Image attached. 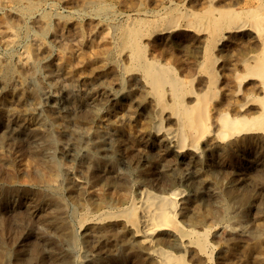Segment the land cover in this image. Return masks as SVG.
I'll return each instance as SVG.
<instances>
[{
  "label": "rangeland",
  "instance_id": "1",
  "mask_svg": "<svg viewBox=\"0 0 264 264\" xmlns=\"http://www.w3.org/2000/svg\"><path fill=\"white\" fill-rule=\"evenodd\" d=\"M192 1L193 0H0V73L2 71V73L0 75V92H1L0 93V103H1L0 105H2V106H0L1 112H2V110L3 111L6 110L4 108V106L6 108L10 107V108H14L15 110H17L19 108V107H17V106H19V104H22L31 110L36 109L35 111L40 115H43L45 113L49 114V113H51L52 108H58L61 111L60 112L61 113V116H60L61 119L59 117L58 121H55L53 123L52 130L54 129L53 133L57 136L58 141L60 142L61 146H64L67 148L68 143H67V139H65L59 133V128H57L58 127L57 122L61 121L66 116L65 118L69 117V119H71L72 123H73V125H70V129L72 128L71 130H74L75 132H77L80 135L79 136L80 138L83 139L85 137L86 140H87V138H88V140H91V139H94L96 137V135H98V134H99L98 136H103V134H104L105 136H108V138L113 139L115 147L119 148V151L121 152L122 156L125 157V158L124 157L123 158L126 160L130 159V161H132V162H137L138 160H140L142 154L145 151L149 150V152H153V153H150V155H151L150 160L152 163L149 162L146 165L142 164L141 167H139L137 169L136 174L139 177L141 176L140 181L135 180L136 175L132 174L130 171L127 172V169L123 164L119 165V167H118L119 170H117V171H112V169H110L109 167H108V169H105L103 167L104 165L101 164L95 170H93L94 172L93 171L89 172L87 167L85 170L84 169L85 167L84 166L82 167V164L80 165V163H81L80 161H77V163H76L75 161L71 160L70 156L72 154H74V151H70V153L67 156L61 155L60 157L63 158V159H61V161L65 165V167H66V165H71V166L73 165V166H75L74 169H80V168L82 169L83 172L80 171L79 174L76 172L74 177L79 176L80 174L81 175H88L90 177V180H93V182L96 181L95 183H92V184L97 189L99 188L100 190L105 191V192L107 191V189H109L108 192H110L111 190L113 191V192L112 191L110 192L111 193L110 195H112V197L111 196L110 197L113 199V201H111V202H107L108 200H103V199H100L99 197H96L91 202V201H87L84 198L83 194H81V193L75 192L74 195H70L67 192L64 193V200H65V203L67 204L66 205L67 208L65 207V211L67 212L68 219L71 217L70 221L74 220V216H75L74 213L75 212H80V213L82 212L83 213L86 211L85 209H87V208H90V210H92L93 212L96 211V213H98L101 210L103 211L106 208V205H107V209H105V210H109L113 206L127 204L129 199H131L133 197L136 198L138 196V194L140 193V191L144 188H148V189H150L154 192H157V193H162L163 191H165L163 188H165L167 186L166 182H165V180H163L164 178H162L160 167H158L156 165V162H157L158 157H159L158 155H159V153H161V151H163L165 149V148H163L165 146L161 142L160 138H156V137L148 135V130L150 129L151 124L153 123V119H152V117L150 115V111H149L150 110V103H148L149 100L146 98L142 99L143 98V90L145 87L143 85V82L140 80V75L137 71H131V72L126 71L125 72V70H126L125 67H128L130 60H129V56H128L127 52L125 50L121 49L122 47H120V42H118L119 40L117 39V36L121 30L119 28L121 27V25L122 26L125 25V22L127 24L129 22H132V21L138 19V18H145V17H146L145 18L146 20L153 21L155 19V22L153 21L154 23L151 26L147 27V29L149 28V30H146V33L143 35L142 40L147 41V42L143 41L144 44L146 45L145 56L149 57L151 59H157L160 62L165 63V64L169 63L170 66L173 69H175V71L179 75L181 73L183 74V75L182 74L180 75L181 77L185 76L184 78H191L190 80H192V82L190 81V83L192 84L191 86L194 87L195 90H197V88L200 90L202 88L203 83L207 80V76L204 72H201L203 69L197 67V65L194 63L193 55H194L195 46H196L195 39L197 36L201 35L200 32H198L201 27L198 24V27H195L194 28L195 30H193V31L181 30L179 28H173V29L171 28V29L167 30L164 28V27H166V24H167L165 22L168 21V20L166 21L167 18L163 17V16L158 17L157 13H156L157 11H159L161 9H169L170 10V8L172 6L173 7L175 6L173 4H177L176 2L181 3L182 9L185 10V8H187L191 5ZM135 14H136V16H135ZM124 17H126V18H124ZM158 19H159V21H158ZM123 20H124V22H123ZM157 23L158 24L161 23V24H159L160 27H159V25L156 27ZM181 23H184V22L182 21ZM118 24H119V26H118ZM162 24H163V26H162ZM194 25H196V24H194ZM113 26H115V28H113ZM152 27H154V28H152ZM157 28L160 32L156 30ZM163 28L165 30H163ZM196 28L198 31L196 30ZM155 32H157V33H155ZM242 32H243L242 30L240 32H239V30L235 31L232 34V36L226 40V42H225L226 44L224 43L225 44L224 50L222 51L223 56L221 57L222 61L219 63V65L217 67L218 74L216 76V79L218 82H217L215 90L218 94L216 93L217 96L215 94L214 97L211 98V101L209 103V109H208V112L210 115V117H209L210 128L208 129V132H206V134L201 139L202 142H200V150L205 151L204 153L202 152V154H203V157H202L203 171L206 173L208 172V173L212 174L214 182H211V184H208L206 186H200V185L198 186L197 182L193 183L192 181H194V180L191 179L189 181L187 180L189 183H187L185 181L182 184H180V185L177 184L175 186V187L184 188L186 190L187 197L189 195V197L192 198L191 200H195L199 204L201 202L200 205H202V206H204V204H205L204 208H206L213 215L206 222V226L208 225V226L213 227V231L210 235V241L212 244L215 243V244H213L214 264H241V263L242 264H259L261 261L264 260V232L262 234H256L257 237H255L254 236L255 233L253 232L254 230L253 229L251 230V228H254L252 226H254V223L256 221L261 220L264 222V220H263L264 219V206H263V204H264V202H263L264 201V177L262 176V175H264V173H262V171L264 172V166H263V164H264L263 163L264 162V142H263L264 141V131L248 132L245 134H235V135L230 136L229 139L226 140L227 141L226 142L225 140L220 141L219 136L216 135L217 131L215 128V124H217L216 123V117H217L218 112H219L218 108L220 109V108L226 107L230 104H235V105L240 104L241 105V104H243V102H244V104H246L247 103L246 100L248 101V99H247V97L249 96L248 94H253V95H262L263 94L258 88H256L259 85V79H257L256 77L249 76L246 79H244L243 81L240 80L241 82H239V83L237 81L238 80L237 77H235L236 73H237L236 71L241 70L242 72H239V73H242V74H244V72H246L245 69L242 68V66L240 65V59L251 48L252 45H250V44H252V42H253L249 35H246V34L244 35V34H242ZM163 35L165 36V38ZM173 38H174V40H173ZM113 39L114 40L116 39V40L114 41ZM114 43H116V44H114ZM113 44L115 47L113 46ZM118 45H119V47H117ZM240 46H242V47H240ZM116 48H117V50H116ZM217 51L220 52L219 50H217ZM117 52H118V54H117ZM43 53L45 54L46 57L44 56ZM121 57H123V58H121ZM162 59L165 61H163ZM232 60H234V61L232 62ZM7 62H8V64H7ZM116 63H117V65H116ZM169 64H167V65H169ZM42 66H43V68H42ZM187 66H188V68H186ZM11 68H12V70H11ZM179 68H181V69H179ZM5 69L7 71H5ZM186 69H188V70H186ZM184 72H185V74H184ZM192 72H193V74H192ZM193 75H195V78ZM221 79H222V81H221ZM249 80H251V81H249ZM194 81H195V83H194ZM248 82H249V84H248ZM235 83H236V85H235ZM198 84H199L200 88L198 87ZM245 84H247V85L245 86ZM254 84H255V86H254ZM92 85H95V86H92ZM124 85H125V87H124ZM226 86H227V88H226ZM3 87H5V88H3ZM70 91H71L70 94L74 95V97L76 96L75 97L76 101H75L74 109L69 112L70 108L67 104V99H65V97L68 96ZM75 91H77V93ZM256 92H257V94H256ZM109 93H111L112 97H113L111 102L107 103L106 105L105 104H97L99 101L104 99V97H106ZM219 93H221V94H219ZM103 94H104V96H102ZM240 94H241V96H240ZM31 95H33V96H31ZM5 96H7V98ZM44 96H46V98ZM91 96H93V97H91ZM134 96H135V98H134ZM237 97H240V98H237ZM4 98H6V99H4ZM133 98H134V100H133ZM188 98L190 100V99H192V96L188 94L186 99L188 100ZM90 99H92V100H90ZM34 100L37 102H35ZM122 100H125V101H122ZM54 101L56 103L55 105H54ZM233 101H234V103H233ZM24 102H26V103H24ZM45 102H46V104H45ZM139 102L142 104H139ZM14 103L16 105V108H15ZM146 103H148V104L146 105ZM215 104H218V105H215ZM30 105L32 108H30ZM90 105H91V107H90ZM127 105H129V107ZM219 105H221V107ZM224 105H226V106H224ZM103 106H105V107H103ZM79 108H81V110ZM133 109H135V110H133ZM243 109H245L247 111L249 110V112L256 114L260 110V105L258 102H253L252 104L248 103V104H246V106ZM81 111H82V113L83 112L84 113L79 114V112H81ZM213 113H214V116H212V117L214 119L211 117V115H213ZM86 114H88V115H86ZM123 114H125V115H123ZM215 114H216V116H215ZM104 115L107 117H105ZM115 115L118 119L115 118ZM119 115H120V117H118ZM62 116H64V117H62ZM100 116H102V118H100ZM140 117H141V119H140ZM113 118L115 120H112ZM127 118L130 121H127L128 120ZM29 119H30L29 117H26L27 121L31 120V119L30 120ZM144 120H146V121H144ZM2 121H3V116L0 117V122H2ZM211 121H213V122H211ZM92 122H94V123H92ZM164 123L166 126H174L172 124H175V121L165 117ZM139 124H140V126H139ZM92 126H93V128H92ZM97 126H99L100 128ZM138 129H140V132ZM0 131H1V127H0ZM88 131H90L89 134H88ZM82 133L84 135H82ZM250 134H251V136H250ZM86 135H88V136H86ZM116 135H118V137H116ZM260 135H262V136L260 137ZM209 137H212V138H209ZM241 137L244 140H247L249 142L247 143V141H244V140L242 141ZM257 137H258V139H257ZM237 138H239V139H237ZM255 139L259 140V141H256ZM209 140H210V142H209ZM230 140H232V141H230ZM23 142L26 143L27 145L24 144ZM8 144H9V142L4 143V152L7 155V158L9 160L7 159V161H4V160L0 159V163L3 164V165L0 164V177L3 175L1 177L2 178V184L0 183V195H1L0 196V237H1L0 238V244H2V246L0 245V247L1 248H8L11 251H10L9 255L6 257L7 260H5V259H4L5 261L3 260V264H56V263H54V260H53V256H54L55 252L64 254V256H66L67 258L70 259L71 264H78V263L79 264H151V263L154 264L153 261L150 262L149 257L147 255L145 249L142 247L135 246L136 248H134L133 250H130L129 252L126 250H124V252H123L121 250L120 252H122L121 253L122 255H120L119 252H117V254L119 256L116 253L113 254L112 256L107 253L108 244H109L108 239L111 238L112 235L117 234L116 232L121 233V231H120L121 228H119V227H121V225H120L121 223L119 220L114 221L112 223V227L110 229H108V233H109L108 239L107 238L102 239V240H97L95 238H88L87 239V238L83 237L84 236L83 232H80V234H79L80 241H81V239H83L80 242L81 248L75 249V250L70 249L71 250L70 251L68 244H66L64 239L62 240V237H60L56 228H53V227L47 228L44 224H42V221H41V218H42L41 214H44L46 211L47 212L53 211L52 213H57V212L59 213L60 210L58 208H56V207L51 208L50 206L49 207L44 206L42 208H38L37 211H35V212H31L27 208V203H28L27 201L28 200H26L24 198H20L18 196H9L4 192L5 191L4 185L7 184V178L9 179L8 183H15L16 182L19 184H21V183L24 184L27 181H29L31 178H33L34 176H40V175L44 176L48 170L47 168H46L47 169L46 170L42 166L41 167H37V166L34 167L33 166V165H35L36 160H34L33 156L31 155L32 154V153H30L31 148L25 139H23L22 142L17 143V144L16 143H12L9 145ZM21 144H23V145L21 146ZM132 144H133V146H131ZM238 144H239V146H238ZM203 145H205V146H203ZM20 146L22 149L20 148ZM23 146L25 148H23ZM138 147H140V148L138 149ZM16 148H17V150H15ZM26 148H28L29 151L26 150ZM143 148H145V149H143ZM20 150H22V151H20ZM217 150H219L220 152ZM236 150L239 153H236L237 152ZM211 151H212V153H211ZM9 152H10V154H9ZM256 152H259L260 154L258 153L259 154L258 155ZM130 153H132V154H130ZM14 154H15V156H12L14 158L11 161L10 160L11 155H14ZM134 154L136 155V157L134 156ZM221 155H223V156H221ZM246 155H247V157H246ZM238 156H240V157H238ZM67 157H69V158H67ZM29 158L31 159V164L29 163V161H30ZM262 158H263V160H261ZM68 159H70V160H68ZM257 160H259V161H257ZM69 161H72V162H69ZM242 163H243V165L246 166L245 170L240 169L239 166L237 165V164H242ZM211 165H212V167H211ZM261 165H262V168H261ZM3 166H4V168H3ZM9 166L11 169L9 168ZM25 168H27V170ZM144 168H146L147 170ZM220 168L222 169V171ZM3 169H6V171ZM254 169L257 171L259 170V171L257 172ZM7 170L10 172H8ZM121 170H122V172H121ZM210 170L212 173L210 172ZM241 170H242V172H241ZM13 171H15L17 174ZM38 171L39 172L41 171V172L39 173ZM42 171L45 173H43ZM236 171H239V172H236ZM249 171L250 172L253 171V173L252 172L250 173ZM95 172L97 175L95 174ZM99 172L101 174H99ZM114 172H115V174H114ZM3 173H5V174H3ZM7 173H9V174H7ZM12 173H13V175H12ZM25 173H27V177L25 176L26 175ZM28 173H29V175H28ZM19 174L21 176H19ZM104 174H105V177H108L109 181L111 180L110 184L112 183L113 187L112 186L110 187V185H108V183H105L106 184L105 185V184H103L102 181L97 180L99 177H102ZM149 174L151 176H149ZM7 176H11V178L7 177ZM30 176H31V178H30ZM238 176H240L241 178H238ZM235 178L237 180L234 181ZM153 181H155V182H153ZM157 181H158V183H157ZM116 182H117V184H116ZM98 183H100V184L98 185ZM124 183H125V185H124ZM185 183H186V185H185ZM140 186H142V187L140 188ZM235 186L238 189L237 188L235 189ZM233 188L235 191H233ZM5 189H6V187H5ZM243 189H244V191H243ZM220 190L223 192L222 197L218 196V192ZM192 191H194V192H192ZM121 192L124 194H122ZM66 194H68V195H66ZM128 194H130V195H128ZM121 195L124 198L121 197ZM72 196H74V197L72 198ZM76 196H79V197H76ZM243 196L247 197L248 202L245 203L246 208L244 206V208L242 210L241 209L242 202H240V201H241V197H243ZM66 197H68V198H66ZM110 197H109V199L111 200ZM79 198H80V200H79ZM215 198H217V199H215ZM252 198H254V199H252ZM207 199L210 200V202ZM212 199H213V201H212ZM224 200H226L230 205V210H229L230 212L227 216L224 215V208H223ZM253 200H254V202H253ZM206 201H208V202H206ZM211 201L213 202L212 204H211ZM258 201H260V202H258ZM233 203H235V204L233 205ZM75 206L77 207V209L79 207V211L76 209ZM247 206L249 207V209L247 208ZM23 207H24V210H22ZM70 207H71V209H70ZM236 207H237V209H236ZM251 207H253V208H251ZM203 209H201V210H203ZM235 209L237 211H235ZM250 209L253 210V212ZM214 213L215 214L217 213V214L215 215ZM25 214H27L28 216L27 215L25 216ZM217 215L219 216L218 218H217ZM197 217L200 218V214H198ZM197 217H196V220L198 219ZM182 223L184 225H186V223H184V222H182ZM220 223H222V224H220ZM225 223H227V224H225ZM216 224H217V227H216ZM200 225L203 226L202 224H200ZM200 225H199V227L196 226V229L201 230ZM41 228H43V229H41ZM51 228H53L55 231ZM113 230H115V232ZM42 231L45 233L43 234ZM213 234H214V236H213ZM256 238H257V240H256ZM49 239L52 241L49 242ZM237 239H239V240L237 241ZM90 240H92V241H90ZM244 240H245V242H244ZM36 242H38V243H36ZM6 244L9 246L7 247ZM52 244H55V245H52ZM61 244H62V246H61ZM38 246H40V247H38ZM56 246L58 247V250H57ZM104 246H106V247L104 248ZM49 247H50V249H49ZM67 247H68V249H67ZM34 248H35V250L40 249V251L37 250V252L39 251V253H37L36 256L32 255ZM28 249L30 251H32V250L33 251L30 252ZM225 249H227L226 252H225ZM256 249L259 251H257ZM85 250H87V251H85ZM218 251H221V252H218ZM230 251L231 252L233 251L232 252L233 254ZM72 252H74V253H72ZM84 252H87L88 257L83 258L82 254ZM241 252H243V253L241 254ZM72 254H74L76 258L78 257V260ZM100 254H101V256H99ZM235 254H236V256H235ZM244 254H245V256H244ZM142 255L144 256L143 258H142ZM37 256H38V259H37ZM137 256H139V257H137ZM112 257H114V258H112ZM28 258H30V259H28ZM186 259L190 264H196L198 262V260L195 259L192 256V254H190V255L187 254ZM190 260H191V262H190ZM198 264H200V263H198Z\"/></svg>",
  "mask_w": 264,
  "mask_h": 264
},
{
  "label": "bare ground",
  "instance_id": "2",
  "mask_svg": "<svg viewBox=\"0 0 264 264\" xmlns=\"http://www.w3.org/2000/svg\"><path fill=\"white\" fill-rule=\"evenodd\" d=\"M176 3L177 4H173L175 6L174 7L172 6L170 8V10L169 9H161V10L157 11L156 13H157L158 17L163 16V17L167 18L166 21L167 20L168 21L165 22L167 24H166V27H164L167 30L171 29V28L172 29L173 28H179L181 30L193 31V30H195L194 29L195 27H198V24L201 27L199 29V31L196 28V30L198 32H200L201 35L197 36L195 39L196 46H195V52L193 55L194 63L197 65V67L202 68L203 70L201 72H204L207 76V80L203 83V85L201 84L203 81L200 83L202 85V88L200 90L198 88H197V90H195L194 87L191 86L192 85L190 83V81L192 82V80H190L191 78H184L185 76L181 77L180 75L182 73L179 75L175 71V69H173L170 66L169 63H167V64H169V65H167L165 63L160 62L157 59H151V58L145 56L146 45L144 44L143 41H146V40H142L143 35L146 33V30H149V28L147 29V27L151 26L155 22V19L153 20L154 21L153 22L151 20H146L145 19L146 17H145V18H138V19H136L132 22H129L127 24L125 22V25H123V26L121 25V27L119 28L121 30L117 36V39L119 40L118 42H120V47H122L121 49L125 50L127 52L128 56H129V60H130L128 67H125V69H126L125 72L126 71H130V72L131 71H137L140 75V80L143 82V85L145 87L143 90V98L142 99L146 98L149 100L148 101V103H150V110L149 111H150V115L153 119V123L151 122L152 123L151 127L148 130V135L156 137V138H160L161 142L165 146V147H163L165 149L163 151H161V153H159V155H158L159 157H158V160L156 162V165L158 167H160L162 178H164L163 180H165L166 185H167L165 188H163L165 191H163L162 193H157V192H154L148 188L143 187L144 189H142L140 191L138 196L136 198L132 196L133 198L129 199L127 204L113 206L109 210H105V209H107V205H106V208L103 211L100 209L101 211L98 213H96V211L93 212L92 210H90V208H87V209H85L86 211L83 213L82 212L81 213L75 212L74 213L75 214L74 220L70 221L71 217L68 219L67 212L65 211V207L67 204L65 203V200H64V193L67 192L70 195H74L75 192H78V193L83 194L84 198L87 201H91V202L96 197H99L100 199H103V200H108L107 202H111V201H113V199L111 198L112 195H110L111 194L110 192L112 190L110 192H108L109 189H107L106 192L100 190L99 188H98L99 189L98 190L92 184V183H95L96 181L93 182V180H90V177L88 175H81L80 174L81 176L79 175V176L74 177L76 172L78 174L80 173V171L83 172L82 169L80 167H79L80 169H74L75 166H73V165L72 166L66 165V167H65V165L61 161V159H63L60 157L61 155L67 156L70 153V151H74V154H72L70 156L71 160L75 161L76 163H77V161H80L81 162L80 165L82 164V167L84 166L85 170L87 167L89 172L95 170L101 164L104 165L103 167L105 169H108V167H109L110 169H112V171H117V170H119V168H118L119 165L123 164L126 167L127 172L130 171L132 174L136 175L135 180L140 181L141 176L139 177L136 174L137 169L139 167H141L142 164L146 165L147 163L151 162L150 153H153V152H149V150L145 151V152L143 151L144 153L142 154V156L140 155L141 158L139 157L140 160H138L137 162H132V161H130V159L126 160V159H124L125 157L122 156L121 152L119 151V148L115 147L113 139L108 138V136H105L104 134H103V136H98L99 135L98 134V135H96V137L94 139H91V140H88L87 137H86L87 138V140H86L84 136H83L84 138L82 139L79 137L80 135L77 132H75L74 130H71L72 128L70 129V125H73L72 120L69 119V117L65 118L66 116L65 117L62 116L64 118L61 121L57 122L58 127L57 126L56 127L59 128V133L61 134V136H63L65 139H67L68 147L66 148V147L60 145V142L58 141L57 136L53 133L54 129L52 130L53 123L55 121H58L59 117L61 116V113H60L61 111L58 108H52L51 113H49V114L45 113L43 115L38 114L35 111L36 109L31 110L22 104H19V106H17V107H19L17 110H15L14 108H10V107L6 108L4 106V108L6 110L5 111L2 110V112L0 111V117L3 116V121L0 122V127H1V131H0L1 132L0 133V159H2L4 161H7V159H8L7 155L4 152V143L9 142V144H12V143L17 144V143L22 142L23 139H25L31 148V152H30V153H32L31 155L33 156L34 160H36L35 161L36 163L33 166L34 167L35 166H37V167L42 166L43 168L48 169V170L46 169L47 170L46 173L42 171L43 173H45L44 176L43 175L42 176L41 175L40 176H34L33 178H31V176H30L31 179L24 184H22V183L19 184L16 182L15 183H8L9 179L7 178V184L4 185L6 187V189L3 186L4 190H5L4 192L9 196H18L20 198H24V199L28 200L27 201L28 202L27 208L31 212H35V211H37L38 208H42L44 206H48V207L50 206L51 208L52 207L58 208L60 210L59 213L58 212L52 213L53 211H51V210H50L51 212L46 211L44 214L40 213L42 215L41 221H42V224H44L47 228L48 227L49 228L50 227L56 228L58 234L60 235V237H62V240L64 239L66 244H68L69 250L70 249L75 250V249L81 248L80 242L83 239H81V241H80V236H79L80 232H83V234H84L83 237H85L87 239L88 238H95L97 240H102V239H106V238L108 239L109 238L108 237V234H109L108 229H110L112 227V223L114 221L119 220L121 223L120 224L121 227H119V228H121V230H120L121 233L116 232L117 234L114 233L115 235H112L111 238L108 239L109 244H108L107 253L111 256L115 253L117 254V252H119V254L122 255L121 254L122 252H120L121 250L123 252H124V250L129 252L130 250H133L134 248H136L135 246H137V247H142L145 249V251L149 257L150 262L153 261L154 264L155 263L156 264H190L186 259L187 254H189V255L192 254V256L198 260L197 263L195 262L196 264H198V263H200V264H214L213 244H215V243L212 244L210 241V235L213 231V227L208 226V225L206 226V222L213 215L206 208H204L205 204H204V206H202V205H200L201 202L199 204L197 201L191 200L192 198L189 197V195L187 197V193H186V190L184 188L175 187V186L177 184L180 185L185 181L187 183H189L188 181L191 179L194 180V181H192L193 183L197 182L198 186L199 185L200 186H206L208 184H211V182H214L213 175L208 173V172L206 173L203 171V166H202L203 165V163H202L203 154H202V152L204 153L205 151L200 150V142H202L201 139L206 134V132H208V129L210 128V121H209L210 115H209L208 109H209V103L211 101V98L214 97V95L217 93L215 90L217 82H218L216 79V76L218 74L217 67H218L219 63L222 61V59H221V57L223 56L222 51L224 50V45L226 44L225 43L226 40L229 37H231L232 34L237 30H239V32L242 30L243 31L242 34L249 35L253 42H252V44H250V45H252L251 48L240 59V65L242 66V68L245 69L246 72H244V74H242V73H239V72H242L241 70L236 71L237 73H236L235 77H237L238 83L241 82L240 80L243 81L244 79H246L249 76L256 77L257 79H259V85L256 88H258L263 94L262 95L248 94L249 96L247 97L248 101L246 100V102H247L246 104H248V103L252 104L253 102H258L260 105V110L258 111V113L253 114V113L249 112V110L247 111V110L243 109L246 106V104H244V102L241 105L239 103H238L239 105L230 104L228 106L224 105L226 107H223L220 109L218 108L219 112H218V115L216 117V123L217 124H215V128L217 131L216 135L219 136L220 141H222V140L226 141L227 139H229L230 136L235 135V134H245L248 132L264 131V0H193L191 2V5L187 8H185V10L182 9L181 3H179V2H176ZM135 16H136V14H135ZM124 18H126V17H124ZM158 21H159V19H158ZM182 21L184 23H181ZM123 22H124V20H123ZM119 24H118V26H119ZM159 24H161V23H159ZM159 24L157 23L156 27ZM163 24H162V26H163ZM194 24H196V25H194ZM159 27H160V25H159ZM113 28H115V26H113ZM152 28H154V27H152ZM164 28H163V30H165ZM156 30L159 31L158 28ZM155 33H157V32H155ZM164 38H165V36H164ZM173 40H174V38H173ZM114 44H116V43H114ZM114 44H113V46H114ZM117 47H119V45ZM240 47H242V46H240ZM116 50H117V48H116ZM217 50H219L220 52H218ZM117 54H118V52H117ZM44 56H45V54H44ZM121 58H123V57H121ZM163 61H165V60H163ZM233 61L234 60H232V62ZM7 64H8V62H7ZM116 65H117V63H116ZM12 68H11V70H12ZM42 68H43V66H42ZM186 68H188V66ZM179 69H181V68H179ZM186 70H188V69H186ZM5 71H7V70L5 69ZM1 73H2V71H1ZM1 73H0V75H1ZM184 74H185V72H184ZM192 74H193V72H192ZM193 76L195 78V75H193ZM251 80H249V81H251ZM221 81H222V79H221ZM194 83H195V81H194ZM248 84H249V82H248ZM235 85H236V83H235ZM246 85L247 84H245V86ZM92 86H95V85H92ZM227 86H226V88H227ZM254 86H255V84H254ZM124 87H125V85H124ZM198 87H199V84H198ZM3 88H5V87H3ZM75 92L77 93V91H75ZM70 93H71V91L69 92L68 96H66L67 98L65 97V99H67V104L70 108L69 112L74 109L75 101H76V98H75L76 96L74 97V95H72ZM188 94L192 96V99L189 100L190 97L188 98V100L186 99ZM217 94H216V96H217ZM219 94H221V93H219ZM256 94H257V92H256ZM31 96H33V95H31ZM102 96H104V94ZM240 96H241V94H240ZM5 97L7 98V96H5ZM44 97L46 98V96H44ZM91 97H93V96H91ZM6 98H4V99H6ZM112 98H113L112 94L109 93L106 97H104V99L99 101L97 104H105L106 105L107 103L112 101ZM134 98H135V96H134ZM134 98H133V100H134ZM237 98H240V97H237ZM90 100H92V99H90ZM55 101H54V105L56 104ZM122 101H125V100H122ZM35 102H37V101H35ZM24 103H26V102H24ZM148 103H146V105ZM233 103H234V101H233ZM45 104H46V102H45ZM139 104H142V103L139 102ZM14 105H15V103H14ZM215 105H218V104H215ZM0 106H2V105H0ZM127 106L129 107V105H127ZM219 106L221 107V105H219ZM90 107H91V105H90ZM103 107H105V106H103ZM15 108H16V105H15ZM30 108H32L31 105H30ZM81 108H79V109L81 110ZM133 110H135V109H133ZM80 113H82V111L79 112V114ZM214 113H213V115H211V117L214 116ZM125 114H123V115H125ZM86 115H88V114H86ZM215 116H216V114H215ZM26 117H29L31 120L29 119L30 121H27ZM105 117H107V116H105ZM118 117H120V115ZM165 117H167L168 119L174 120L175 124H172L174 126H166L164 123ZM100 118H102V116H100ZM115 118H117L116 115H115ZM60 119H61V117H60ZM140 119H141V117H140ZM112 120H115V119L113 118ZM127 121H130V120L128 119ZM144 121H146V120H144ZM211 122H213V121H211ZM92 123H94V122H92ZM139 126H140V124H139ZM97 127H99V126H97ZM92 128H93V126H92ZM140 129H138L139 132H140ZM89 132L90 131H88V134H89ZM82 135H84V134L82 133ZM86 136H88V135H86ZM250 136H251V134H250ZM261 136L262 135H260V137ZM116 137H118V135H116ZM209 138H212V137H209ZM237 139H239V138H237ZM257 139H258V137H257ZM243 140L244 139L242 138V141ZM230 141H232V140H230ZM244 141H247V140H244ZM256 141H259V140H256ZM209 142H210V140H209ZM248 142L249 141H247V143ZM24 144H26V143H24ZM22 145L23 144H21V146ZM21 146H20V148H21ZM131 146H133V144ZM203 146H205V145H203ZM238 146H239V144H238ZM23 148H25V147L23 146ZM139 148L140 147H138V149ZM143 149H145V148H143ZM15 150H17V148ZM26 150H28V148H26ZM20 151H22V150H20ZM217 151H219V150H217ZM132 153H130V154H132ZM211 153H212V151H211ZM236 153H239V152L237 151ZM256 153L258 154L259 152H256ZM9 154H10V152H9ZM12 156H15V154L11 155V158H12V159L10 158L11 161L14 158ZM134 156L136 157L135 154H134ZM221 156H223V155H221ZM238 157H240V156H238ZM246 157H247V155H246ZM67 158H69V157H67ZM68 160H70V159H68ZM261 160H263V158ZM257 161H259V160H257ZM69 162H72V161H69ZM29 163L31 164V159H30ZM1 165H3V164H1ZM237 165L242 170H245V168H246V166L243 165V163L237 164ZM263 166H264V164H263ZM211 167H212V165H211ZM3 168H4V166H3ZM9 168H10V166H9ZM261 168H262V165H261ZM25 169L27 170V168H25ZM144 169H146V168H144ZM3 170L6 171V169H3ZM242 170H241V172H242ZM221 171H222V169H221ZM255 171H257V170H255ZM8 172H10V171H8ZM13 172H15V171H13ZM121 172H122V170H121ZM210 172H211V170H210ZM236 172H239V171H236ZM251 172L253 173V171H251ZM262 173H264V172L262 171ZM3 174H5V173H3ZM7 174H9V173H7ZM25 174L24 175L27 177V173H25ZM95 174H96V172H95ZM99 174H101V173L99 172ZM114 174H115V172H114ZM150 174H149V176L152 175V174L151 175ZM12 175H13V173H12ZM28 175H29V173H28ZM19 176H21V175L19 174ZM262 176L264 177V175H262ZM1 177H0V183L2 184V178ZM7 177L11 178V176H7ZM238 178H241V177L238 176ZM97 180L102 181L103 184L108 183V185H110V187L112 186V183L110 184L111 180L109 181L108 177H105V174L102 177H99ZM235 180H237V179L235 178L234 181ZM153 182H155V181H153ZM100 183H98V185ZM157 183H158V181H157ZM116 184H117V182H116ZM124 185H125V183H124ZM185 185H186V183H185ZM141 187L142 186H140V188ZM236 188L237 187L235 186V189ZM233 191H235L234 188H233ZM243 191H244V189H243ZM192 192H194V191H192ZM122 194H124V193H122ZM66 195H68V194H66ZM128 195H130V194H128ZM218 196H221V197L223 196V192L221 190L218 192ZM73 197L74 196H72V198ZM76 197H79V196H76ZM109 197L111 198V200L109 199ZM121 197H123V196L121 195ZM66 198H68V197H66ZM80 198H79V200H80ZM215 199H217V198H215ZM252 199H254V198H252ZM208 201L210 202V200H208ZM208 201H206V202H208ZM212 201H213V199H212ZM212 201H211V204L213 203ZM240 202H242L241 209L243 210L244 206L246 205L245 203L248 202L247 197L246 196L241 197ZM253 202H254V200H253ZM258 202H260V201H258ZM234 204L235 203H233V205ZM263 206H264V204H263ZM71 207H70V209H71ZM223 208H224V215L227 216L230 212L229 211L230 205L226 200H224ZM245 208H246V206H245ZM247 208L249 209L248 206H247ZM251 208H253V207H251ZM76 209H77V207H76ZM201 209H203V210H201ZM236 209H237V207H236ZM236 209H235V211H237ZM22 210H24V207L22 208ZM77 210L79 211V207ZM251 211L253 212V210H251ZM198 214H200V218L197 217ZM26 215L27 214H25V216ZM196 217L198 218L197 220H196ZM218 217L219 216L217 215V218ZM182 222L186 223V225H184ZM200 224H202L203 226H201ZM220 224H222V223H220ZM225 224H227V223H225ZM199 225L201 227V230L196 229V226L199 227ZM216 227H217V224H216ZM252 227H254V228H251V230L252 229L254 230L253 232L255 233V235H254L255 237H257L256 234H262L264 232V222L261 220L256 221L254 223V226H252ZM53 228H51V229H53ZM41 229H43V228H41ZM113 231L115 232V230H113ZM44 233L45 232H43V234ZM213 236H214V234H213ZM238 240L239 239H237V241ZM256 240H257V238H256ZM50 241H52V240L49 239V242ZM90 241H92V240H90ZM244 242H245V240H244ZM36 243H38V242H36ZM0 245L2 246V244H0ZM52 245H55V244H52ZM8 246L9 245H7V247ZM61 246H62V244H61ZM38 247H40V246H38ZM105 247L106 246H104V248ZM49 249H50V247H49ZM67 249H68V247H67ZM227 249H225V252ZM33 250H32L33 256H36L37 253H39V251H40V249L35 250V248ZM37 250H39V251L37 252ZM57 250H58V247H57ZM10 251L11 250H9L8 248H1L0 247V264H3L4 259L7 260L6 257L9 255ZM32 251H30V252H32ZM85 251H87V250H85ZM257 251H259V250H257ZM218 252H221V251H218ZM72 253H74V252H72ZM242 253L243 252H241V254ZM245 254H244V256H245ZM72 255H74V254H72ZM82 256H83V258L88 257L87 252H84L82 254ZM99 256H101V254ZM235 256H236V254H235ZM74 257H75V255H74ZM137 257H139V256H137ZM143 257L144 256L142 255V258ZM112 258H114V257H112ZM28 259H30V258H28ZM37 259H38V256H37ZM76 259L78 260V257ZM53 260H54V263H56V264H71L70 259L67 258L66 256H64V254H62V253L55 252V254L53 256ZM190 262H191V260H190ZM259 264H264V260L261 261Z\"/></svg>",
  "mask_w": 264,
  "mask_h": 264
}]
</instances>
